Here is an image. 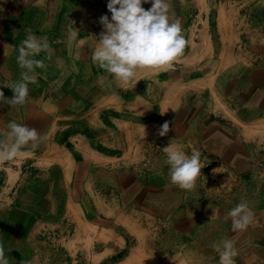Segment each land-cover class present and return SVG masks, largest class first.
Wrapping results in <instances>:
<instances>
[{"label": "crops", "instance_id": "crops-1", "mask_svg": "<svg viewBox=\"0 0 264 264\" xmlns=\"http://www.w3.org/2000/svg\"><path fill=\"white\" fill-rule=\"evenodd\" d=\"M169 3L182 55L121 82L92 60L107 0H0L5 98L24 71L21 41L31 33L48 44L25 103L0 101V139L9 121L43 137L0 160L8 264H127L132 251V264H219L213 244L224 239L235 264H264V0ZM150 141L161 149L151 167L137 152L154 149ZM168 144L200 152L192 189L170 181ZM240 202L253 219L233 231L225 217Z\"/></svg>", "mask_w": 264, "mask_h": 264}, {"label": "clouds", "instance_id": "clouds-1", "mask_svg": "<svg viewBox=\"0 0 264 264\" xmlns=\"http://www.w3.org/2000/svg\"><path fill=\"white\" fill-rule=\"evenodd\" d=\"M144 3H149V0H107L110 18L107 15L99 18L104 31L96 39L92 60L121 82L129 81L140 67L170 66L182 55L186 45L180 22L170 15L169 0H151V7L147 10L141 6ZM67 31L69 40L77 37L76 28L70 26ZM47 48L45 37L38 38L31 33L21 41L16 59L24 71L10 87L14 95L8 99L0 91V101L10 105L25 103L28 84L36 83L34 69L44 66L42 60L34 57ZM168 130L169 122L165 121L158 134L164 136ZM41 139L43 137L35 128L9 121L4 138L0 139V160L25 154L26 145L31 143L35 147ZM163 150L169 165L170 181L180 190L192 189L201 170L200 152L193 149L188 155L179 144H168ZM225 218H230L233 231H244L253 219V212L246 202H240L227 212ZM213 248L218 254L219 264H235L236 249L231 239L214 243ZM0 264H8L3 249H0Z\"/></svg>", "mask_w": 264, "mask_h": 264}, {"label": "rangeland", "instance_id": "rangeland-1", "mask_svg": "<svg viewBox=\"0 0 264 264\" xmlns=\"http://www.w3.org/2000/svg\"><path fill=\"white\" fill-rule=\"evenodd\" d=\"M153 142L154 141H150V143H149L148 146H150L151 148H154V149H152L150 151H146L145 154H143V155L141 154V152L137 151L138 153H140L139 158L141 159L140 160L141 163H143V164L146 163L147 165H149V167H151L153 164H155L158 160L161 159L160 156H158L159 155V152L161 151L160 144H158V142H157L158 145L154 147L153 146ZM154 150H156V151H154ZM132 157L134 158V160L137 159L136 156H132ZM143 157H144V159H143ZM133 165L136 166L137 163H134ZM116 232L118 234H120L121 233V229H119V228L116 229ZM151 242L149 244H151ZM58 249L60 250V248H58ZM136 252L137 251H132V253L130 254L129 258L127 259L128 260L127 264H130V263L132 264V263L135 262V259L137 258ZM124 254H125V252L122 251V253H120L119 255H117L118 257H116L115 259L122 258L121 256H123ZM143 254L144 253L140 254V256H143Z\"/></svg>", "mask_w": 264, "mask_h": 264}, {"label": "bare ground", "instance_id": "bare-ground-1", "mask_svg": "<svg viewBox=\"0 0 264 264\" xmlns=\"http://www.w3.org/2000/svg\"><path fill=\"white\" fill-rule=\"evenodd\" d=\"M77 240V239H76Z\"/></svg>", "mask_w": 264, "mask_h": 264}]
</instances>
